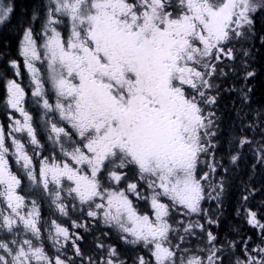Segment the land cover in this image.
I'll list each match as a JSON object with an SVG mask.
<instances>
[{"label": "snow or ice", "instance_id": "snow-or-ice-1", "mask_svg": "<svg viewBox=\"0 0 264 264\" xmlns=\"http://www.w3.org/2000/svg\"><path fill=\"white\" fill-rule=\"evenodd\" d=\"M12 11L0 0V23ZM259 12L264 0H48L40 28L23 30L20 55L43 109L49 154L23 106L25 89L9 80L7 105L22 120H13L10 144L0 125V264H128L104 243L95 245L106 249L103 257L82 251L75 230L93 227L146 250L132 264H264L257 212L241 205L259 243L248 237L238 244L214 234L219 218L204 207L216 201L219 208L225 185L217 172H227L209 110L215 80L228 74L225 67L235 72L226 60L249 55L243 45L255 38ZM14 133H26L33 154ZM246 144L252 141H239ZM257 154L264 163V144ZM9 156L73 231L56 220L41 223L37 200L17 191L22 180ZM46 226L55 255L45 250ZM193 240L204 247L193 251Z\"/></svg>", "mask_w": 264, "mask_h": 264}, {"label": "trees", "instance_id": "trees-1", "mask_svg": "<svg viewBox=\"0 0 264 264\" xmlns=\"http://www.w3.org/2000/svg\"><path fill=\"white\" fill-rule=\"evenodd\" d=\"M13 11L5 27L0 29V94H1V116L6 113L4 99L6 96L5 78L12 76L10 61L18 59V43L20 32L28 25H32L39 29L46 15V5L48 0H9ZM35 17V19H33ZM254 33L255 38L243 45L249 52L247 57L241 58L237 54L235 63L227 64L235 69V72L227 68L228 73L222 76L220 84L222 86L220 99L239 100L240 94L234 92L239 89L242 83V75L244 72H254L248 82L256 84L258 78L257 71L259 67L263 68L264 75V42L260 37H264V12H259L254 16ZM239 47V45L237 46ZM241 59L243 65L241 66ZM255 91V88H254ZM28 107L33 114L38 116L39 107L29 99ZM232 111L227 112L225 106L220 103L215 111V128L216 136L214 143L216 144V157L220 161L227 172L218 169L217 176H223L225 188L222 196H225L224 202H220L219 208L216 201L212 206L205 204L204 207L209 208L210 214H215L220 221V227L217 229L211 226V230L218 236H226L228 239H235L239 244L242 240L251 237L256 244L259 243V230L253 229L245 221L244 209L242 204H246L247 208L257 212V217L264 222V163H261L257 154V149L264 144V136L248 137L252 141L251 145L240 147L239 141L241 137L242 124L240 122L239 107H230ZM230 116V121H228ZM238 155L239 159L235 164L231 162V156ZM250 191L252 194L250 195ZM243 196H248L245 202ZM239 211L240 215H237ZM203 223V221H201ZM202 244V242H199ZM249 242V247H254Z\"/></svg>", "mask_w": 264, "mask_h": 264}, {"label": "flooded vegetation", "instance_id": "flooded-vegetation-1", "mask_svg": "<svg viewBox=\"0 0 264 264\" xmlns=\"http://www.w3.org/2000/svg\"><path fill=\"white\" fill-rule=\"evenodd\" d=\"M230 63H233V62L227 61V60L225 61V64H230ZM227 70H228L227 68L224 69L225 72H227ZM257 74H258V76L256 77L258 78L257 83L252 84L251 82H248V80L253 76L247 77V72L243 73L242 83L239 84V89L234 90V92H237L240 94L241 98L239 100L219 98V96H221V89H222L220 80H222L223 77L222 78L220 77L215 80V83L218 85V89L212 93L213 95H216L217 99H216V103L209 107L210 111L215 113L216 107L220 103H222L223 106H225V109L227 110V112L232 111L230 108L231 106L239 107L240 122L242 124L241 127L244 130V132H242L241 134V137L243 138H248V137L253 138V137L264 136V75H263L262 66L259 67V71H257ZM21 87H23V85H21ZM254 88H255V91H254ZM244 94L247 95L246 99H244ZM6 96H8L7 91H6ZM6 96L4 99L6 113L3 116H1V94H0V125L4 126L5 133L8 132L7 128L11 127L10 125L14 119H20L19 118L20 114L17 111H15L14 109L9 110L8 107L6 108V104H7ZM28 103H29V99L28 100L25 99L23 102V106H25V104H27L28 106ZM28 110L31 113L32 117L37 120L38 118L37 115L33 114L30 111L29 107H28ZM227 120L230 121V116H228ZM40 128H41V131L44 130L43 127H40ZM38 130L39 128L37 129V135L40 132ZM16 134L18 138V135L21 133H16ZM45 134L46 132L43 133V135ZM48 145L50 148L49 143ZM9 162L11 164L12 171L16 173L18 176H20L22 180L21 186L17 190L18 193L20 195L25 196L26 202L32 199L37 200L39 209H40V214H41V217H40L41 223L44 224L45 222H48V224H50L51 220H56L58 223H62L63 226L68 227L70 231H73V229L71 228L70 222H68L69 218L60 217L59 214L56 212L54 206L50 204V201L48 199L40 198V196L37 194L38 190L35 188L34 185H31V183L28 181L27 178H25L23 171L20 170L19 168V165L17 166L13 165L14 163L11 161L10 157H9ZM134 203L136 202L134 201ZM138 206L140 207L142 211L146 209V205L144 204L143 201L139 202ZM69 215L71 219L75 220L77 219V216L79 214L78 213L73 214L70 212ZM149 215H151L150 212H149ZM77 222L79 223L80 221L77 220ZM89 223H91V221H89ZM103 230L104 232L107 233V238L108 236H111L110 242H104V241L102 242L103 239H107V238L104 235H102L101 231L95 227L90 228L88 232H85L83 229L75 230V231H78L79 234L84 237V240L79 242L82 251L96 257L98 256L101 249L96 248L95 245L98 243H104L106 246L111 245L113 247H116L117 251L121 253V258L127 261L128 264H132V261L135 259L137 254L145 255L146 250H140L139 246H132V245L124 244L122 241L117 239V234L114 231H109L107 228H104ZM47 231H48L47 226L42 228V233L45 238V250L49 253V255H55L56 252L52 246L51 241H48L46 239ZM3 235L4 233L0 232V236H3ZM66 252L68 256H73V252L70 250V245L66 249ZM122 252H125V254L123 255Z\"/></svg>", "mask_w": 264, "mask_h": 264}, {"label": "rangeland", "instance_id": "rangeland-1", "mask_svg": "<svg viewBox=\"0 0 264 264\" xmlns=\"http://www.w3.org/2000/svg\"><path fill=\"white\" fill-rule=\"evenodd\" d=\"M4 3L10 4V3H9V0H4ZM11 6H12V5H11ZM12 8H13V7H12ZM9 18H10V16H9L8 19L5 20L3 23H0V29H1V30H2V29L5 27V25L8 23ZM28 26H29V25H28ZM31 26H32L34 29H37V28H35V27L33 26V24H32ZM39 28H40V27H39ZM24 29H25V28H24ZM24 29H23V30H24ZM23 30H21L22 32L19 33V34H20V37H19V43H18V59L16 60V62H17V64L19 65V67H18V69L14 68V67L12 66V63H11L12 61L9 62V63H10L11 70H12V76H9V77H6V78H5V85H6V89H7L8 81H9V80H15L17 83L23 85V88L25 89V92H26V97H25V99H26V100L30 99L31 102L37 104V103L35 102L36 98H34V97L31 95V91H32L31 74L29 73L27 67L25 66L24 58L20 55V45H21V41H22V33H23ZM37 67H40V65H37ZM17 70H18V72H19V75L16 74ZM41 71L43 72V68H41ZM19 80H20V81H19ZM6 91H7V90H6ZM7 97H8V96H6V103H7V99H8ZM37 106L39 107L40 110H39V113H38V116H37V117H38L37 120H36L35 118H33V126H34V127H37V129L39 128L38 131H40V132L38 133L37 136H38V139H39L40 143H41V144H44V146H45L44 154H45V155H48V154H49V153H48V149H49V145H48V143H49V142L46 141L47 131H46L45 128H44V122H43V119H44V118H43V109H42V107H41L40 105L37 104ZM7 107H8L9 110H12V109L6 104V108H7ZM24 108L26 109V111L29 112L27 104H25ZM29 113H30V112H29ZM30 114H31V113H30ZM19 118L22 120V117H21L20 115H19ZM12 124H13V122L11 123L10 126H12ZM39 126H40V127H43L44 130L41 131V128H40ZM10 128H11V127H10ZM10 128H9V127L7 128V131H8V132L10 131ZM8 132H7V133H8ZM44 132H46L45 135H43ZM7 133H6V142H7V144H10L11 141H10V138L7 137ZM14 135L16 136L17 134L14 133ZM16 137H17V136H16ZM18 139H20L22 142H24V143L26 144V147H27V149H28V151H29V154H33V152H32V146L27 144V140H28V138H27L26 133H21V134H19V135H18ZM49 144H50V143H49ZM9 157H10L11 161L14 163L13 165H16V166H17V164L15 163L14 157H12V156H9ZM34 162H35V157H34ZM25 178H26V176H25ZM225 181H226V180H224V184H225ZM224 188H225V187H224ZM222 195H223V194H222ZM224 199H225V196H222V197H221L222 202H224ZM211 202H212L211 205L213 206V205H214L213 202H215V201H211ZM207 204H208V203H207ZM205 207H206V206H205ZM110 237H111V236H108L107 239H103V240L101 239V240H102V242H103V241H104V242H110ZM189 247L192 248L193 251H195V249H196L197 247H203V246H202V244H200L199 242H196L195 240H193L192 243L189 244ZM105 252H106V249L101 250V251L99 252L98 256L103 257L104 254H105ZM122 254L124 255L125 252H122Z\"/></svg>", "mask_w": 264, "mask_h": 264}]
</instances>
